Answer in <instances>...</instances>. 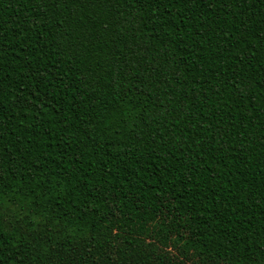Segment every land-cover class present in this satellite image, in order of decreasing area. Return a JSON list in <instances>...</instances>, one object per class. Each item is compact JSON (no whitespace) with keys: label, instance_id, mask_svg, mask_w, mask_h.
I'll list each match as a JSON object with an SVG mask.
<instances>
[{"label":"trees","instance_id":"1","mask_svg":"<svg viewBox=\"0 0 264 264\" xmlns=\"http://www.w3.org/2000/svg\"><path fill=\"white\" fill-rule=\"evenodd\" d=\"M0 264H264V0H0Z\"/></svg>","mask_w":264,"mask_h":264}]
</instances>
